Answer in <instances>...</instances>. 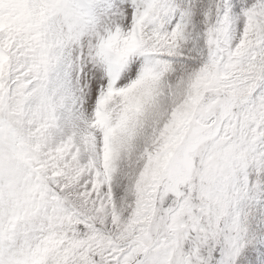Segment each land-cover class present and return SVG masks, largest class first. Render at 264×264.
Returning <instances> with one entry per match:
<instances>
[{
	"label": "snow or ice",
	"instance_id": "1",
	"mask_svg": "<svg viewBox=\"0 0 264 264\" xmlns=\"http://www.w3.org/2000/svg\"><path fill=\"white\" fill-rule=\"evenodd\" d=\"M0 264H264V0H0Z\"/></svg>",
	"mask_w": 264,
	"mask_h": 264
}]
</instances>
